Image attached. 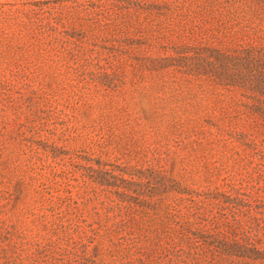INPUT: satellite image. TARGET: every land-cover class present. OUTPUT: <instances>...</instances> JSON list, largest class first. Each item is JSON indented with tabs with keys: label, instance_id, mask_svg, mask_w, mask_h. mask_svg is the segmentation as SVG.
Returning a JSON list of instances; mask_svg holds the SVG:
<instances>
[{
	"label": "rangeland",
	"instance_id": "obj_1",
	"mask_svg": "<svg viewBox=\"0 0 264 264\" xmlns=\"http://www.w3.org/2000/svg\"><path fill=\"white\" fill-rule=\"evenodd\" d=\"M0 264H264V0H0Z\"/></svg>",
	"mask_w": 264,
	"mask_h": 264
}]
</instances>
